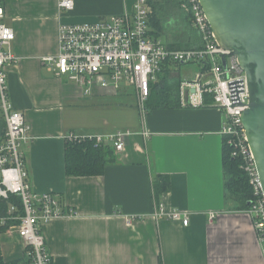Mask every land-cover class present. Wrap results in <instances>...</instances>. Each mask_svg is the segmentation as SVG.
Here are the masks:
<instances>
[{
    "label": "crops",
    "instance_id": "0c3cea01",
    "mask_svg": "<svg viewBox=\"0 0 264 264\" xmlns=\"http://www.w3.org/2000/svg\"><path fill=\"white\" fill-rule=\"evenodd\" d=\"M73 1L72 11L61 12L60 0H3L5 23L15 32L11 51L18 58L8 69V89L29 126L30 142L23 149L31 185L56 194L64 210L71 211L43 226L53 263L264 264L251 217L225 190L222 114L214 108H186L180 100V86L192 81L200 67L166 64L159 86L152 88L145 120L131 106L134 114L125 115L124 126L94 132L84 114L102 102L130 109L134 89L124 85L115 94L97 87L88 97L43 59L58 55L62 24L129 14L136 0ZM177 12L164 18L162 29L151 23V34L173 50L199 48L200 36ZM170 90L176 104L162 105ZM4 131L0 120V138ZM118 131L130 133L125 149L116 152L117 161L102 176H67V135ZM162 177L169 189L158 198L155 186ZM160 203L188 213L189 225L157 219ZM211 213L216 214L213 221ZM1 249L5 263L28 264L17 235L5 234Z\"/></svg>",
    "mask_w": 264,
    "mask_h": 264
},
{
    "label": "built area",
    "instance_id": "2783aa9c",
    "mask_svg": "<svg viewBox=\"0 0 264 264\" xmlns=\"http://www.w3.org/2000/svg\"><path fill=\"white\" fill-rule=\"evenodd\" d=\"M152 0H136L133 11L122 16H110L94 23L62 24L59 28V52L56 57H45L43 64L57 76L65 78L92 97L97 87L110 89L115 94L124 85L134 89L141 119L148 113L152 88L159 84V75L166 64L198 65L199 72L179 89L181 103L187 107L214 108L222 114L221 135L232 150L233 158L242 161V169L250 179L253 200L246 213L264 254V194L255 158L243 124L249 105L247 77L231 51L217 42L200 0H183L182 9L201 38V46L192 50H173L151 34ZM73 0H60L61 12L74 9ZM6 11L0 0V120L5 131L0 138V199L11 195L21 198L24 215L12 217L15 206H10L11 219L19 220L7 235H17L29 264H54L49 253L43 226L64 217V207L56 194L33 189L26 163L24 146L29 145V126L22 112L10 100L8 69L18 58L11 51L15 41L13 28L5 23ZM226 58V67L223 64ZM129 132L110 135L69 134L67 142H94L96 146L112 147L123 152ZM157 219L179 221L184 227L190 215L167 209L160 203L155 211ZM216 214L211 213L213 221ZM6 220H1L5 224Z\"/></svg>",
    "mask_w": 264,
    "mask_h": 264
},
{
    "label": "water",
    "instance_id": "95a60500",
    "mask_svg": "<svg viewBox=\"0 0 264 264\" xmlns=\"http://www.w3.org/2000/svg\"><path fill=\"white\" fill-rule=\"evenodd\" d=\"M200 2L218 44L237 57L246 74L249 105L242 125L264 194V0Z\"/></svg>",
    "mask_w": 264,
    "mask_h": 264
},
{
    "label": "trees",
    "instance_id": "16d2710c",
    "mask_svg": "<svg viewBox=\"0 0 264 264\" xmlns=\"http://www.w3.org/2000/svg\"><path fill=\"white\" fill-rule=\"evenodd\" d=\"M182 3L183 0H152L151 23L154 24L157 30L162 29L161 22L164 18H167V15L170 16L178 13L177 10L187 17L188 15L182 9ZM173 91L174 90H170L169 96L163 99L162 105L174 106L176 104V101L171 99V95L174 94ZM116 161V151L112 147L96 146L94 142H67L65 152V173L67 176H102L105 173L106 167ZM223 167L227 196L241 203L245 209H248L249 203L253 200V189L250 184V179L242 169V161L233 158L232 150L229 149L225 140L223 148ZM168 189L169 181L167 178H160V182L155 186L157 197H161ZM10 206L16 207V212L12 214V217H22L24 215L21 198L11 195L7 200L0 199V264H7L4 261L1 249L2 237L12 226L20 223L19 220L11 219ZM64 213H67V211L64 210ZM3 219L6 220L5 224L1 223ZM27 263L29 264V262Z\"/></svg>",
    "mask_w": 264,
    "mask_h": 264
},
{
    "label": "rangeland",
    "instance_id": "374dc122",
    "mask_svg": "<svg viewBox=\"0 0 264 264\" xmlns=\"http://www.w3.org/2000/svg\"><path fill=\"white\" fill-rule=\"evenodd\" d=\"M128 105L130 106V109L121 110L114 104H106L105 102H102L97 109L89 111L84 115L87 123L92 127L94 132L103 133L113 131L124 126L126 114H134L131 110V106L136 107L137 109L138 103L136 98H131L128 101Z\"/></svg>",
    "mask_w": 264,
    "mask_h": 264
}]
</instances>
